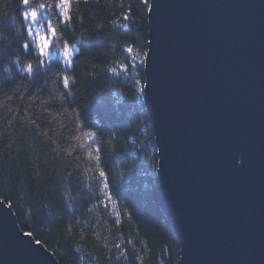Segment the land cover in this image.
<instances>
[{
	"label": "trees",
	"instance_id": "trees-1",
	"mask_svg": "<svg viewBox=\"0 0 264 264\" xmlns=\"http://www.w3.org/2000/svg\"><path fill=\"white\" fill-rule=\"evenodd\" d=\"M40 2L55 0L30 6ZM148 4H74L72 22L57 25L52 63L41 66L21 0H0V200L58 264H179L157 200L156 147L142 101ZM129 12L132 19H122ZM51 23L54 14L43 12L36 25ZM69 44L70 70L61 56ZM64 75L70 88L61 86Z\"/></svg>",
	"mask_w": 264,
	"mask_h": 264
},
{
	"label": "water",
	"instance_id": "water-1",
	"mask_svg": "<svg viewBox=\"0 0 264 264\" xmlns=\"http://www.w3.org/2000/svg\"><path fill=\"white\" fill-rule=\"evenodd\" d=\"M142 101L179 264H264V0H149ZM0 264H58L0 200Z\"/></svg>",
	"mask_w": 264,
	"mask_h": 264
},
{
	"label": "snow or ice",
	"instance_id": "snow-or-ice-1",
	"mask_svg": "<svg viewBox=\"0 0 264 264\" xmlns=\"http://www.w3.org/2000/svg\"><path fill=\"white\" fill-rule=\"evenodd\" d=\"M32 3V0H21V4L23 6V9L25 10L23 15V20L25 24L28 26V30L31 31L32 28L35 27V25L39 22L40 17L43 12H52L55 16V23H51L48 25L47 30L44 26H40L39 28H36V31L44 33L43 36L39 38L40 44H39V56H40V64L43 66L45 63L51 64L50 60V53L54 46V40L57 36V33L60 29H58L57 25L63 24L65 27H67L73 19L72 16V8L74 4H81L83 3V0H55L54 3H48V2H40L37 3L35 7H31L30 4ZM148 0H144V6L147 7ZM125 21H129L132 19L131 12L127 13L122 17ZM29 21L31 23L29 24ZM115 23V22H114ZM129 25L128 23H124L121 25L123 28H127ZM29 43H23L21 45V48L25 51H28L30 49ZM71 44H69V50L71 51ZM61 56H64L63 50L61 51ZM138 59L141 57H137ZM144 59H147L145 57ZM74 66V60L71 56H68L66 58L65 67L66 69L70 70ZM24 73L27 74V76H32L35 72V68L32 64H27L22 69ZM61 86L70 88L71 87V81L69 76L64 75L60 77ZM97 151H100V149H97ZM100 163V160L97 161ZM103 176L106 177V173H102ZM107 187V185H106ZM107 203V201L105 202ZM115 207V205H113ZM25 235H30V233H25ZM39 243V241H37ZM121 248V245H120ZM124 253L121 252V255Z\"/></svg>",
	"mask_w": 264,
	"mask_h": 264
},
{
	"label": "rangeland",
	"instance_id": "rangeland-1",
	"mask_svg": "<svg viewBox=\"0 0 264 264\" xmlns=\"http://www.w3.org/2000/svg\"><path fill=\"white\" fill-rule=\"evenodd\" d=\"M36 28H38L37 25H35V27L33 28V31H34V35H35L36 42H37V44L39 45V44H40V40H39V38H40L41 36H43L44 33L39 32V31H36ZM64 54L68 56V53H67V52H65Z\"/></svg>",
	"mask_w": 264,
	"mask_h": 264
},
{
	"label": "bare ground",
	"instance_id": "bare-ground-1",
	"mask_svg": "<svg viewBox=\"0 0 264 264\" xmlns=\"http://www.w3.org/2000/svg\"><path fill=\"white\" fill-rule=\"evenodd\" d=\"M63 46H64V45H63ZM63 46H62V47H63ZM69 51H70V50H69ZM70 55H71V51L68 53V56H70Z\"/></svg>",
	"mask_w": 264,
	"mask_h": 264
}]
</instances>
